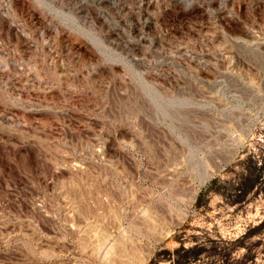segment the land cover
Instances as JSON below:
<instances>
[{
    "label": "rangeland",
    "instance_id": "1",
    "mask_svg": "<svg viewBox=\"0 0 264 264\" xmlns=\"http://www.w3.org/2000/svg\"><path fill=\"white\" fill-rule=\"evenodd\" d=\"M0 264H264V0H0Z\"/></svg>",
    "mask_w": 264,
    "mask_h": 264
}]
</instances>
